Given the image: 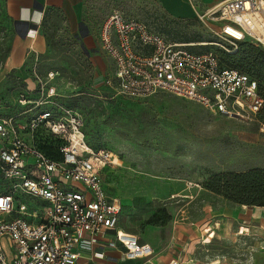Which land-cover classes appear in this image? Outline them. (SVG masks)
Listing matches in <instances>:
<instances>
[{"label":"rangeland","instance_id":"obj_1","mask_svg":"<svg viewBox=\"0 0 264 264\" xmlns=\"http://www.w3.org/2000/svg\"><path fill=\"white\" fill-rule=\"evenodd\" d=\"M192 2L203 12L210 0ZM115 10L193 52L216 50L223 55L244 50L239 43H223L224 47L206 43L220 39L194 15L176 19L155 0H87L77 31L64 22L43 23L40 32L47 50L29 57L23 70L5 74L18 27L0 3V115L31 126V118L40 111L78 112L88 148L95 154L120 156L117 164L101 166L100 173L109 192L124 205L120 227L140 243L165 248L181 223L204 233L207 218L229 211L228 237L205 246L201 239L198 254L225 264H264V206L240 204L228 193L207 188L216 175L264 168V115L228 118L167 92L140 98L118 94L107 83L114 65L99 44L100 27ZM49 135L46 128L24 131L29 141L53 150L55 141ZM3 189L0 175V192ZM161 210H167L170 219L153 224L151 217L156 213L162 217Z\"/></svg>","mask_w":264,"mask_h":264},{"label":"built area","instance_id":"obj_2","mask_svg":"<svg viewBox=\"0 0 264 264\" xmlns=\"http://www.w3.org/2000/svg\"><path fill=\"white\" fill-rule=\"evenodd\" d=\"M190 1L220 39L206 43L251 41L264 48V0H222L203 12ZM99 44L114 65L107 83L122 96L167 92L228 118H257L264 107L258 80L224 66L216 50L193 52L119 10L102 23ZM63 109L38 112L31 126L0 115V175L7 186L0 193V264H81L83 258L104 260L106 248L118 245L123 259L151 256L149 244L120 228L124 205L100 173L120 156L93 153L80 114ZM40 128L60 141L58 158L24 137L26 129Z\"/></svg>","mask_w":264,"mask_h":264},{"label":"crops","instance_id":"obj_3","mask_svg":"<svg viewBox=\"0 0 264 264\" xmlns=\"http://www.w3.org/2000/svg\"><path fill=\"white\" fill-rule=\"evenodd\" d=\"M86 1L0 0L5 12L18 27L3 72L6 74L11 71H21L26 66L29 57L38 56L47 50L48 42L40 32L43 23L64 22L72 32L77 31L80 23L84 22ZM220 1L222 0H210L208 8ZM155 2L165 13L176 19H186L193 15L196 17L195 9L190 6L187 0H155ZM86 36H84V40ZM229 215H231L229 211L213 213L210 219L207 218L204 222V233H201L196 226L188 227L186 224L181 223L173 233L171 243L162 249H156L150 243H142L149 244L154 249V253L148 257L133 260L123 259L124 248L118 245L117 248H106V258L104 260L89 261L87 258L82 260L96 264H170L172 260L178 261L179 264H225L217 257L205 259L200 253L198 254L197 250L201 239L203 240L202 245L205 246L211 244L215 238L228 237L230 231H232ZM205 233H208V235L206 236ZM110 236L112 238L113 234H110ZM173 239L175 240L174 243H172ZM207 239L210 242H207ZM6 246L7 244L5 249L10 255L8 246Z\"/></svg>","mask_w":264,"mask_h":264},{"label":"trees","instance_id":"obj_4","mask_svg":"<svg viewBox=\"0 0 264 264\" xmlns=\"http://www.w3.org/2000/svg\"><path fill=\"white\" fill-rule=\"evenodd\" d=\"M239 44L244 49L243 52L235 54L225 53L222 55L217 51L221 62L224 66L236 68L256 78L264 96V48L255 46L251 41H244ZM263 115L264 107L259 116ZM50 137L55 141L56 145L53 150L47 149L44 145H39L35 140L34 142L48 155L58 158L59 153L57 150L60 146V141L52 135ZM2 186L4 189L0 193H5L7 186L3 181ZM207 188L217 194L228 193L227 197L229 199L240 204L264 206V168H251L243 172L216 175L209 181ZM232 194L238 196V198H230L229 195ZM159 212H163V215L162 217L158 216V213L153 215L150 220L153 224H165L170 219V214L167 210ZM161 220L162 222H160Z\"/></svg>","mask_w":264,"mask_h":264}]
</instances>
